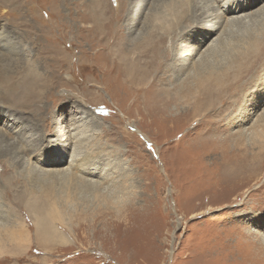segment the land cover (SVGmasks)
Listing matches in <instances>:
<instances>
[{
	"label": "rangeland",
	"instance_id": "1",
	"mask_svg": "<svg viewBox=\"0 0 264 264\" xmlns=\"http://www.w3.org/2000/svg\"><path fill=\"white\" fill-rule=\"evenodd\" d=\"M165 1L0 0V77L18 80L35 68L33 87L26 97L48 96V102L34 106L49 108L48 122H53L50 131H33L35 147L40 148L34 157L28 156L12 139L17 131L27 134L25 128L33 127L32 105L20 97L4 100L6 91L0 83V115L5 125L0 130L6 131L5 137L0 136V264H264V129H260L264 126V63L240 80L245 83L238 100L228 108L226 103L224 116L216 113L223 106L220 102L214 109L198 110L199 115L183 113L185 103L181 105L178 96L171 98L168 113H152L145 110L150 101L132 93L128 77H120L121 70L113 71L110 52L98 46L103 36L110 37L108 46L113 49L112 36L122 31L123 38L133 41L154 8H163ZM233 1L226 0L222 6L226 15ZM242 1L237 17L245 16L241 22L250 24L238 23L232 29L222 26L203 48L220 36L225 39L209 60L214 66L226 65L242 51L239 39L250 34L263 37L264 14L254 21L249 15L258 14L264 0L259 5L258 0H250L251 7H245L249 0ZM200 3V8L205 6L201 12L216 10L213 3ZM131 8L138 14L133 29L126 22ZM201 12L198 23H204ZM167 46L172 48L171 39ZM189 72L194 78L190 64ZM178 78L186 76L171 72L163 87L177 86ZM250 78L254 79L248 83ZM213 99L207 101L211 104ZM241 107L245 110L240 111ZM199 119L214 120L213 128L222 122L221 133H207L206 123ZM194 121L200 125H193ZM66 125L80 130L75 141L61 137ZM230 135H237V144L213 142ZM38 140H44L42 145ZM61 147L67 160L73 154L89 153V168L95 164L110 174L108 185L99 176L87 177L101 183L103 190L97 196L105 195L108 203L93 193L77 191L73 200L58 201L66 182L44 176L42 171L68 165L45 167L47 163L40 160ZM213 148L219 155H212ZM251 169L257 173H250ZM123 180L122 191L114 182L124 184ZM48 184L55 187L58 207L64 204L73 215H90L98 206L102 209L105 203L122 200L126 201L125 215L97 218L83 232H78L81 221L75 217L67 225L59 223L66 241L41 243L29 207L35 196L46 195ZM24 192H30L28 200L32 199L22 201ZM58 216L54 218L60 220Z\"/></svg>",
	"mask_w": 264,
	"mask_h": 264
},
{
	"label": "bare ground",
	"instance_id": "2",
	"mask_svg": "<svg viewBox=\"0 0 264 264\" xmlns=\"http://www.w3.org/2000/svg\"><path fill=\"white\" fill-rule=\"evenodd\" d=\"M143 1L145 2L146 0ZM201 1H204L205 4H215L216 10L211 13L201 12L202 10H205V6H202L201 8L199 7L201 5ZM261 2V0H258L256 3L259 5ZM230 3L231 4L228 6V12L230 13L226 15L222 10L225 8H223L222 6L227 5L226 0H166L164 2L163 8L161 7L159 10H157V8H154L153 13L149 16V19L146 20L145 26L142 28L141 32L138 33L137 37L134 38L133 41H129V38H123V31L118 33L115 30V32L118 33L116 34L118 36H112L114 38V40L112 41L114 43V45L112 43L113 49L111 46H108V41L110 40V37L106 38L103 36V40L101 39L103 42L100 45L98 44V46L110 52V54L108 52L107 53L112 56L110 57L112 58V61L110 60V63H112L114 66L113 71L115 70L116 72H118V70H121V74L119 76L128 77V83H130L131 85L132 93L135 96H144L147 99L146 101H150V104L147 107L145 106V110H149L152 113H158L161 111L168 113L170 109L169 105L172 100L171 98L173 96H178L177 101L180 102L181 105L185 103V112L183 113H190L192 111L194 112V114H196L198 110L202 108L203 110L205 109L207 111L208 109H211V107L213 108L215 104L217 106L218 102H220L223 106H221L220 109L216 108V113H218V116L221 117L224 116V112H226L227 108L232 102H237V93L240 91L241 88H243L245 83L240 82V80H244L246 77L248 78L250 75H253L255 72H257V67L261 66L264 63V34L262 38L255 37L253 34H250L244 40L240 41L239 39V42L243 43L241 46L238 45L239 49L241 48L242 51H240L238 55H233L232 60L229 61L231 59L230 58L228 60L229 62L226 63V65L218 63L216 64V66H214L213 64H210V58H212L216 54L217 50L220 49L225 39L223 38V36H220L217 40L213 42L212 45H210L204 51L203 48L207 46L208 42L212 40L213 36L217 34L219 29L222 26H225V29L227 27L232 29L237 26L238 23L243 26L250 24L241 22V19H246L245 16L241 18L237 17L238 10L241 8L242 4H244L243 1L234 0ZM252 3L253 2L249 0V2L247 3L248 5H246L245 7H251ZM243 10L244 12H247L246 9ZM200 12V19L204 20V23H198L196 21L199 18ZM255 14L256 15H249L250 20L254 21V17L259 18L261 15H263L264 7L258 11V14ZM137 16L138 14H134L133 9L132 11L130 10L127 14L126 22L132 26V29L134 26L133 22L136 24ZM118 18L119 17L117 16V19ZM206 22L210 25H207ZM191 32H193L192 35H188ZM224 32H226V30H224ZM99 36H101V34ZM170 39L172 42V48L167 46V43ZM184 42L186 43V45L183 47L182 44ZM103 49L100 50L104 51ZM189 64L194 67V78H192L191 74H189ZM34 70L35 68H31L28 72L23 73L21 78H18V80H15V78H12V76L9 75H4L0 77V83L3 85V88L6 91V95L3 97L4 100L10 101L12 99L20 97L24 98L25 102L32 105V110L35 115L33 127H29L27 129L25 128L27 134L23 133V131L21 130L17 131L16 136L13 137L14 139L12 140L16 139L20 149L23 150L26 154H28V156L33 157L35 156L34 154L36 152H39L40 148L35 147L36 140H34V137L32 135L33 131L35 129H43L44 131H50L52 129L53 124V122H48V119L50 120V118H48L49 108H36L34 106L36 102H48V96L39 94L26 97L29 94L31 88L33 87L32 83ZM171 72L176 73L179 76H186V79L181 80L178 78L179 82L177 83L179 84L177 86L172 87L171 85L170 89L164 88L163 86L168 81L167 77L168 75H170ZM253 79L254 78H250V81L248 83H250ZM262 80V83H264V79ZM146 85H148L149 88H145ZM226 90H230L229 93L231 92V94L226 95ZM213 97H215L216 100L213 99ZM232 98H234V100L230 101V99ZM208 99H213L215 101H211L210 104V101H207ZM205 101H207L206 105ZM226 103H228V105ZM225 105H227L226 109H224ZM194 108H196V110ZM243 110L245 109L241 107L240 111ZM183 113L181 114L183 115ZM2 120L3 115H0V126H2L1 128H3V126L5 127V125L2 123ZM202 120L200 121L206 123L205 126L207 127V133H209L210 131L219 133L223 129L222 122L220 121L217 122V125H219L220 127L219 129V127L213 128V126L216 125L214 124L216 123L214 120ZM166 121H169V119L166 118ZM193 125L199 126L200 124H195L194 121ZM66 127L67 129H62L61 131L66 134H63L61 137L64 138L67 136V141L70 139H73V141H75L80 130L74 128L75 131H73L69 125H66ZM260 129H264V126H262V128L260 127ZM5 132H3V130H0V136L5 137ZM82 139H78V141ZM214 140L215 141L213 142H218L217 145H226L230 141L237 144V135H230L221 138L218 137ZM38 141H41L42 145V142L44 140ZM208 141L211 142V140ZM67 145H64V147H66ZM64 147H61L59 151L55 152L57 150L56 149L54 153H52V155L50 154L47 157L45 156L43 160H40L43 165L45 163L48 164L44 165L45 167H64L65 165H68L66 169L57 168L58 171H42L44 176H56V180L60 182L61 180L66 182L65 185H61L65 188V190L63 191V194H58V201L61 199H63V202L73 200L74 198L72 197H75V192L77 191L88 194L93 193L96 195V198H103L105 202L108 203L107 200L109 198L107 199L105 195L97 196V194H101V190H103L101 183L99 181H93V179L91 178L87 179V177L99 176L97 178H99L100 180L105 182V184L108 185L110 174H108V172L104 173L105 169H99L98 167H96L97 165L95 164L91 165V167L89 168V162L91 161L92 157L89 156V153L87 154V156L85 155L82 157L81 155L73 154L69 157L71 158V161L67 160L68 158H64V156L61 155L62 150H65ZM10 151H13V149L10 148ZM64 152H66V150ZM212 153V155H219V152L216 148H213ZM93 154L94 152L92 153V155ZM259 156L260 155H257L256 157L258 158ZM103 162L106 161L103 160ZM256 164L257 166H254L253 168L258 169V161L256 162ZM251 172L257 173V170L251 169L250 173ZM125 184L126 181L124 182V184L122 181L114 182V185L119 186L122 191L124 190L122 186ZM53 185H45L47 187L46 195L35 196L32 200L34 204H30L29 207V211L31 212V214H33L32 216L34 217L37 223L36 237L41 243H43V240L50 243H56L57 241H66L67 237H65L64 233H59L61 231L60 225H67V222H72V219L74 218L75 220V217L76 219L80 218L81 221V223L79 221L80 224L78 232H83L84 230L87 231L86 229L90 227L89 223L92 224L93 220H96L97 218L103 217L104 219V217L108 215H112L111 217H115L116 215H125L123 213V211H125V205L123 203H126V201L123 202L124 200L118 201L116 204L110 203V205L104 202L105 205H103L104 207H102V209H100L98 206L96 209L93 210L90 215L84 213L73 215L72 213L67 212V208L64 204H61L60 207H58L59 203L57 205L56 195L54 193L55 187ZM29 194L30 192H24L20 196V199H22V201L28 200ZM55 205H57L56 208L54 207ZM54 215H59L58 217H60V220L54 218ZM118 216L117 219L120 218H118ZM107 218H105V222ZM112 220L115 221V219ZM59 223L61 224L59 225ZM44 247L45 245L43 246V248Z\"/></svg>",
	"mask_w": 264,
	"mask_h": 264
}]
</instances>
